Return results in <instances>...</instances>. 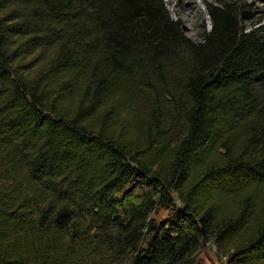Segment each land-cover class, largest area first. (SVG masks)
Wrapping results in <instances>:
<instances>
[{
  "label": "trees",
  "instance_id": "obj_1",
  "mask_svg": "<svg viewBox=\"0 0 264 264\" xmlns=\"http://www.w3.org/2000/svg\"><path fill=\"white\" fill-rule=\"evenodd\" d=\"M207 14L0 0V264H264V28Z\"/></svg>",
  "mask_w": 264,
  "mask_h": 264
},
{
  "label": "rangeland",
  "instance_id": "obj_2",
  "mask_svg": "<svg viewBox=\"0 0 264 264\" xmlns=\"http://www.w3.org/2000/svg\"><path fill=\"white\" fill-rule=\"evenodd\" d=\"M162 9L163 15L178 23L181 37L193 42L202 40L204 32L209 31L211 21L207 14V7L229 4L234 9L236 19L245 30L259 27L264 28V0H154ZM146 189L139 178L126 189L122 201L133 199ZM179 203L175 201L173 208L158 206L150 217L155 224H168L175 218ZM199 258L202 264H225L212 239L201 241Z\"/></svg>",
  "mask_w": 264,
  "mask_h": 264
}]
</instances>
